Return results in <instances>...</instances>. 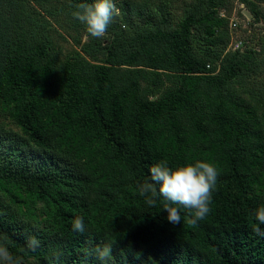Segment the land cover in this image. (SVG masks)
<instances>
[{
	"label": "trees",
	"instance_id": "obj_1",
	"mask_svg": "<svg viewBox=\"0 0 264 264\" xmlns=\"http://www.w3.org/2000/svg\"><path fill=\"white\" fill-rule=\"evenodd\" d=\"M156 1L116 3L102 60H61L30 38L20 24L39 13L27 0L0 15V247L14 264H264V90L240 82L261 53L227 51L220 16L242 3L257 21L260 0L184 2L177 20ZM67 2L86 29L73 14L97 0ZM197 161L218 173L210 212L193 223V209L171 205L173 225L160 185L154 197L140 186L154 165Z\"/></svg>",
	"mask_w": 264,
	"mask_h": 264
},
{
	"label": "clouds",
	"instance_id": "obj_2",
	"mask_svg": "<svg viewBox=\"0 0 264 264\" xmlns=\"http://www.w3.org/2000/svg\"><path fill=\"white\" fill-rule=\"evenodd\" d=\"M81 11L75 12L73 15L86 26V31L92 37H103L107 31L108 25L113 16L118 14L112 0H97L94 6L80 5ZM151 181L153 183H145L140 186L141 195L151 193L156 195L155 185H160L159 195L170 204L164 205L167 212V220L173 225H179L181 217L177 207L171 205H182L186 208L194 210L196 220L203 219L210 212L211 193L215 187L217 180V170L211 163L197 161L195 164H189L178 167L175 170L169 168L164 163L154 165L150 168ZM149 205H155L156 200L149 198ZM256 219L264 224V206L256 212ZM73 230L84 232L85 226L82 218H77L73 223ZM38 245V241L32 238L29 241L30 247ZM98 259L108 261L111 258L112 249L105 246L97 249ZM0 262L3 264H14L11 254L6 247H0ZM19 264V262H15Z\"/></svg>",
	"mask_w": 264,
	"mask_h": 264
},
{
	"label": "rangeland",
	"instance_id": "obj_3",
	"mask_svg": "<svg viewBox=\"0 0 264 264\" xmlns=\"http://www.w3.org/2000/svg\"><path fill=\"white\" fill-rule=\"evenodd\" d=\"M30 5L39 13L38 17L34 16L31 20H28L20 25L23 26L24 31L30 38L41 37L46 40L53 51H59V58L64 60L69 56L76 54V52H90L93 56L99 60L103 58L104 50L99 48L98 42L101 39H105L106 36L95 38L87 33L86 29L77 28L73 25L72 12L67 0H52L45 2L42 0H27ZM121 0H117L116 3ZM163 3L173 12L175 20L183 16V3L187 2L191 4L196 0H157V3ZM12 0H0V15L9 13ZM39 2V4L37 3ZM238 4L234 6L237 9L236 16L239 19V28L237 30H231V42L238 40L242 47L241 49L252 48L260 51L259 66L253 72L252 75L240 78V82L243 85L251 86L258 91L264 90V1H258L260 19L255 21L251 16L242 12L239 9ZM117 9V8H116ZM233 9V10H234ZM15 23H17L15 21ZM73 39L79 40V45L73 42ZM231 44V43H230ZM229 44V46H230ZM227 51L232 52L233 50ZM1 122V117H0ZM9 130L8 127H6ZM13 132H17L14 128ZM17 148H24L23 145H18ZM29 149V148H27ZM30 150V149H29ZM33 154V152H29ZM35 160L42 161L41 155L37 154Z\"/></svg>",
	"mask_w": 264,
	"mask_h": 264
},
{
	"label": "built area",
	"instance_id": "obj_4",
	"mask_svg": "<svg viewBox=\"0 0 264 264\" xmlns=\"http://www.w3.org/2000/svg\"><path fill=\"white\" fill-rule=\"evenodd\" d=\"M238 6H239V9L242 11V12H246V13H248L250 16H251V18L253 19V16L249 13V11L245 8V6H244V4H242V3H240V4H238ZM236 11H237V9H234L233 10V12H232V14L230 15V16H227V13L224 11V10H222L221 12H220V16L221 17H224V18H227L228 19V21H229V28L231 29V30H237L238 28H239V19L237 18V16H236ZM241 47H242V44L238 41V40H233L232 42H231V44H230V46H229V50L231 49V50H233V51H237V50H240L241 49Z\"/></svg>",
	"mask_w": 264,
	"mask_h": 264
}]
</instances>
